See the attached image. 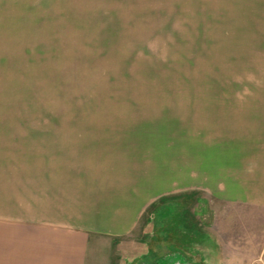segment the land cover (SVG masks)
Returning <instances> with one entry per match:
<instances>
[{"label":"crops","instance_id":"crops-1","mask_svg":"<svg viewBox=\"0 0 264 264\" xmlns=\"http://www.w3.org/2000/svg\"><path fill=\"white\" fill-rule=\"evenodd\" d=\"M237 3L214 84L180 114L0 117V264H158L143 240L133 262L113 255L166 194L264 213V0ZM191 222L178 226L195 234ZM175 251L210 264L194 246ZM252 252L264 258V242Z\"/></svg>","mask_w":264,"mask_h":264},{"label":"rangeland","instance_id":"rangeland-1","mask_svg":"<svg viewBox=\"0 0 264 264\" xmlns=\"http://www.w3.org/2000/svg\"><path fill=\"white\" fill-rule=\"evenodd\" d=\"M237 1L0 0V117L180 114L214 82L220 31L241 10ZM201 194L162 196L146 214L151 222L117 240L114 261L133 262L142 240L158 264H187L179 247L194 246L210 264L261 256L252 248L264 242V213L198 201ZM188 220L200 235L179 228Z\"/></svg>","mask_w":264,"mask_h":264},{"label":"trees","instance_id":"trees-1","mask_svg":"<svg viewBox=\"0 0 264 264\" xmlns=\"http://www.w3.org/2000/svg\"><path fill=\"white\" fill-rule=\"evenodd\" d=\"M186 196V195H185ZM189 197L187 196L185 199H188ZM166 200L165 199H159L156 203H153V205H151L147 210L146 212L143 214V217H142V220L144 221H148V222H151V217L152 216H148L146 215L147 213H149L151 210H153L154 208V211H156ZM141 220V221H142ZM188 225V228H192V222H189L187 223ZM187 226H185V228H187ZM194 230H195V235L198 236L200 235V230L198 229V227L194 224Z\"/></svg>","mask_w":264,"mask_h":264},{"label":"built area","instance_id":"built-area-1","mask_svg":"<svg viewBox=\"0 0 264 264\" xmlns=\"http://www.w3.org/2000/svg\"><path fill=\"white\" fill-rule=\"evenodd\" d=\"M250 264H264V258L259 257V258L255 259L254 261H252Z\"/></svg>","mask_w":264,"mask_h":264},{"label":"flooded vegetation","instance_id":"flooded-vegetation-1","mask_svg":"<svg viewBox=\"0 0 264 264\" xmlns=\"http://www.w3.org/2000/svg\"><path fill=\"white\" fill-rule=\"evenodd\" d=\"M187 264H191V263H189V262H186Z\"/></svg>","mask_w":264,"mask_h":264}]
</instances>
